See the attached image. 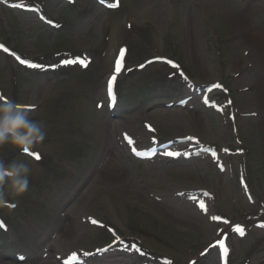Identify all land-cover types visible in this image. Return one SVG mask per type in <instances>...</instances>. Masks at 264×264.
Masks as SVG:
<instances>
[{
  "label": "rangeland",
  "instance_id": "1",
  "mask_svg": "<svg viewBox=\"0 0 264 264\" xmlns=\"http://www.w3.org/2000/svg\"><path fill=\"white\" fill-rule=\"evenodd\" d=\"M0 45L46 131L0 264H264V0H0Z\"/></svg>",
  "mask_w": 264,
  "mask_h": 264
},
{
  "label": "clouds",
  "instance_id": "2",
  "mask_svg": "<svg viewBox=\"0 0 264 264\" xmlns=\"http://www.w3.org/2000/svg\"><path fill=\"white\" fill-rule=\"evenodd\" d=\"M46 137L42 124L14 100L0 97V147L10 145L26 154ZM32 169L24 159H0V207L23 195L29 188ZM13 206H15L13 204Z\"/></svg>",
  "mask_w": 264,
  "mask_h": 264
},
{
  "label": "snow or ice",
  "instance_id": "3",
  "mask_svg": "<svg viewBox=\"0 0 264 264\" xmlns=\"http://www.w3.org/2000/svg\"><path fill=\"white\" fill-rule=\"evenodd\" d=\"M0 49H3V51L8 52V49L5 48L3 45H0ZM125 51H126L125 49H121V51H120V56L115 62V68H114V72L115 73H119L121 71L122 67H123V58H124ZM17 59H19V57H17ZM20 62L22 64L28 65L29 67H37V65L31 64L30 62L25 61V60H21ZM64 63L65 64L80 63L81 66H85V67L87 66L86 62H84V61L67 60ZM141 67H143V65ZM114 82H115V75H112L110 80L108 81L107 88H108V96L113 98V99H114V96L112 94V86H113ZM98 106H100V105H98ZM129 142L131 143V141H129ZM27 154L31 155L33 158H35L37 160L40 159V156H39L38 153L28 152ZM167 155H176V154L167 153ZM213 155H215V154H213ZM221 168H222V166H221ZM199 206H200L201 209H205V205L203 203H200ZM11 207H15V206L11 205ZM212 219L213 220H218L220 218L219 217H212ZM93 223H96V221H93ZM225 223H228V221H225ZM257 226L258 227H264V223H261V224H259ZM0 227H3V225L0 224ZM233 231H235L236 233H238L241 236H243L245 234L244 233V229L241 226H239V225L234 226ZM218 243L223 248V251L226 253L227 252V248L224 246V241L221 239V240L218 241ZM165 264H171V261H165Z\"/></svg>",
  "mask_w": 264,
  "mask_h": 264
},
{
  "label": "bare ground",
  "instance_id": "4",
  "mask_svg": "<svg viewBox=\"0 0 264 264\" xmlns=\"http://www.w3.org/2000/svg\"><path fill=\"white\" fill-rule=\"evenodd\" d=\"M155 115H156V114H153L152 116L154 117ZM110 122H111V121H107V122L104 123V126H105V128L107 129V132H109L108 134H110V130L112 129V127H111V125H110ZM108 134H107V135H108ZM91 187H93L92 184H91L90 188H91ZM80 198H81V197H80ZM77 205H78V203H77Z\"/></svg>",
  "mask_w": 264,
  "mask_h": 264
}]
</instances>
